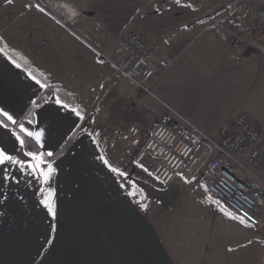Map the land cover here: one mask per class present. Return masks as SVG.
<instances>
[{
  "label": "crops",
  "instance_id": "crops-1",
  "mask_svg": "<svg viewBox=\"0 0 264 264\" xmlns=\"http://www.w3.org/2000/svg\"><path fill=\"white\" fill-rule=\"evenodd\" d=\"M69 1L85 12L76 32L30 0H0V108L27 130L44 131L41 148L9 122L7 129L0 128V147L28 162L12 132L53 156L74 138L56 158H46L56 170L47 184L27 168L0 166V264H178L184 258L207 264L209 250L219 259L213 264H241L224 256L231 257L225 252L234 249L235 235L249 227L207 196L205 154L192 176L179 172L167 186L156 181L165 192L159 199L143 193L134 162L163 106L141 96L96 52L112 54L116 36L132 28L155 66L158 99L177 118L218 139L240 114L253 123L242 105L248 99L250 107L249 99L258 93L264 96V52L233 46L232 31L245 32V27L207 28L231 0H210L204 8L168 1L149 8L147 17L141 0ZM253 37L264 49V33ZM168 59L174 60L167 66ZM25 65L71 94L72 103L40 87L31 77L44 84L42 79ZM101 156L124 175L112 173ZM42 189L45 195L49 189L54 193L55 217L40 203Z\"/></svg>",
  "mask_w": 264,
  "mask_h": 264
},
{
  "label": "built area",
  "instance_id": "built-area-1",
  "mask_svg": "<svg viewBox=\"0 0 264 264\" xmlns=\"http://www.w3.org/2000/svg\"><path fill=\"white\" fill-rule=\"evenodd\" d=\"M70 32H76L85 12L69 0H30ZM173 1V0H168ZM226 23L242 25L245 32H233L234 48L252 45L264 52L253 34L264 33V0L253 5L231 0L225 9L207 24V28L227 30ZM231 32V31H229ZM113 53L96 50L121 76L138 87L144 98L160 102L162 112L151 129L144 148L136 157L141 162L151 156L153 178L167 186L183 171L192 176L202 161L205 149L211 158L204 171L205 192L218 206H224L252 227L264 225V131L245 114L236 117L218 139L210 137L187 121L177 118L171 108L154 93L156 69L145 55L146 43L132 28H124L115 38ZM174 59H168L170 65Z\"/></svg>",
  "mask_w": 264,
  "mask_h": 264
},
{
  "label": "rangeland",
  "instance_id": "rangeland-1",
  "mask_svg": "<svg viewBox=\"0 0 264 264\" xmlns=\"http://www.w3.org/2000/svg\"><path fill=\"white\" fill-rule=\"evenodd\" d=\"M242 1L249 2L248 0H242ZM141 2L143 3V8H141L142 9L141 13H144L143 16L147 17L150 15L149 8H151L153 5H157V4L161 5L164 2H168V0H141ZM169 2H174V0L169 1ZM182 2L191 4V5L197 4L198 6H200V8H204L208 5L210 0H183ZM159 12H164V10L157 11L156 13H159ZM257 91H256V94H257ZM255 96H256L255 99L254 98L249 99V101L251 100L250 107H248L249 106L248 99H247V104H243L242 106L244 107L246 106L244 108L245 112H247L251 116V119L253 123L257 126V128H259L260 131H264V96H262L260 93H258ZM103 125L104 123L102 122L100 124V127H102ZM101 135L104 136L103 131L100 132L99 136ZM203 153L205 154V157L207 160H204V162L202 161L203 162L202 164L204 163L207 164V162L211 158L210 156L211 153L207 149H205ZM153 162H154L153 158L151 156H148L147 158L143 159L140 163L134 162V164L137 165L139 167L138 169L140 170L139 180L141 182V187L144 190L143 193L146 195V197L157 195L158 196L157 198L159 199L160 197L165 195V192L158 188V186L156 185V180L153 178L150 171H147L146 169L149 165L153 164ZM180 174L186 175V172L181 171ZM179 203L180 202H178L177 204ZM162 234L164 235V233ZM233 242L236 244L234 246V249L231 251L225 252V254L227 253L231 254V257H229L228 255H225L224 256V259H226L225 261H228V260L237 261L238 260L241 262V264H264V225L262 227H252L251 226L249 228H246V230H244V228L242 227L239 235L238 236L235 235ZM212 252H213L212 250L208 251V256L206 257L205 263L213 264L214 261L219 260L218 258L214 259L212 255L210 256ZM228 258H231V259H228ZM188 261H190V258H187L186 261L184 258V259H181L180 261L178 260L177 263L178 264H190ZM225 264H228V263L225 262Z\"/></svg>",
  "mask_w": 264,
  "mask_h": 264
},
{
  "label": "snow or ice",
  "instance_id": "snow-or-ice-1",
  "mask_svg": "<svg viewBox=\"0 0 264 264\" xmlns=\"http://www.w3.org/2000/svg\"><path fill=\"white\" fill-rule=\"evenodd\" d=\"M9 2H11V0H9ZM181 2L182 0H174V3L176 5H181ZM35 7L39 11L41 12L43 11V8H41L39 4L35 5ZM187 7H191V5H187ZM13 63H15V61H13ZM16 67H20V65L16 64ZM31 78L35 80V82L39 84L40 87H46V85L42 84L39 80H36L35 77H31ZM56 103L60 105L61 101L57 100ZM62 107L67 109L68 105L66 104L62 105ZM70 111L74 113L75 116L78 117L79 119L81 120L84 119L83 114L78 109L72 108L70 109ZM0 117H2V119H0V128L7 129L9 127V122H10L12 126L14 127L18 126L19 133L34 140L35 144L39 145L41 148L43 147L42 139L44 137V131L34 132L27 130L24 127V125L18 121V119H14L13 115L9 114L7 110H4L2 108H0ZM11 135L14 136L15 138L13 143L15 144V142H18L20 145V149L18 150H23V148L26 145V140L23 139L22 136L20 134H17L16 132H12ZM24 155L29 158L28 162L17 159L14 155L8 154L4 147H0V166L15 165L21 172H24L25 168H27L29 174H31L34 178H39L42 185L47 184L56 171L55 168L52 166V164L48 161V159H46L47 157H52L53 152L52 151L42 152L39 149H37L36 151L24 152ZM99 159L104 165L109 167L112 173L121 176L124 175V173L120 172L119 169L112 167L104 156L99 157ZM8 178L9 176L5 174L4 179L7 180ZM185 182L187 183L188 181ZM121 187H123V185H121ZM134 194L135 193L129 192V195H134ZM53 196L54 193L50 189L47 190L46 195L44 194V190L42 189V198L40 200V203L41 205H43V207L46 209L47 213L50 216L55 217L56 205ZM214 202L219 204V201H214ZM141 207L143 208L144 205H141ZM221 210L224 211L222 206H221ZM224 214L233 220L238 219V217L233 215L231 212H225ZM240 223L244 224L246 227L252 226L243 219H240Z\"/></svg>",
  "mask_w": 264,
  "mask_h": 264
},
{
  "label": "trees",
  "instance_id": "trees-1",
  "mask_svg": "<svg viewBox=\"0 0 264 264\" xmlns=\"http://www.w3.org/2000/svg\"><path fill=\"white\" fill-rule=\"evenodd\" d=\"M24 65V64H23ZM26 68L36 77L42 79V81L44 82V84L46 85V87L51 88L52 90H54V92L56 93V95L65 103L67 104H71L72 100H73V96L71 94H69L67 91H65L62 87H60L59 85L56 84H52L50 83V81H48V79H46L40 72L36 71L35 69H33L32 67H30L29 65H25ZM23 138V137H22ZM26 140V145L24 147L25 151H36L37 147L27 138H23ZM74 138L70 139V141H68V143L58 152L56 153L51 159L56 158L59 154H61L66 148L67 146L71 143V141Z\"/></svg>",
  "mask_w": 264,
  "mask_h": 264
}]
</instances>
